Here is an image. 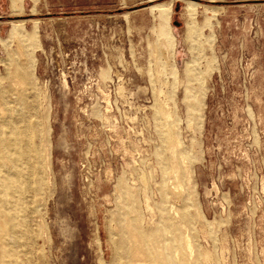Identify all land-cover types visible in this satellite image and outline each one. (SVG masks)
<instances>
[{
    "label": "rangeland",
    "instance_id": "rangeland-1",
    "mask_svg": "<svg viewBox=\"0 0 264 264\" xmlns=\"http://www.w3.org/2000/svg\"><path fill=\"white\" fill-rule=\"evenodd\" d=\"M10 2L0 264H264V0Z\"/></svg>",
    "mask_w": 264,
    "mask_h": 264
},
{
    "label": "bare ground",
    "instance_id": "bare-ground-1",
    "mask_svg": "<svg viewBox=\"0 0 264 264\" xmlns=\"http://www.w3.org/2000/svg\"><path fill=\"white\" fill-rule=\"evenodd\" d=\"M17 1H20V0H11V4L14 6V4L17 2ZM195 2V1H194ZM17 4V3H16ZM187 5V4H186ZM18 6V5H17ZM188 8H189V10H190V12H194V10H195V4L194 3H191V2H189L188 3ZM15 12H16V10H14ZM19 11H20V9H19ZM19 11H17V12H19ZM17 14V13H16ZM191 14V13H190ZM14 26V25H13ZM14 28H15V26H14ZM13 34V33H12ZM16 127V126H15ZM27 136V135H26ZM27 139V138H26ZM18 142V141H17ZM24 144H25V142H24ZM27 144V143H26ZM25 144V145H26ZM29 147V146H28ZM28 147L26 148V149H28ZM27 157V156H26ZM29 159V158H28ZM22 192V191H21ZM0 193H2V197L0 198V203L1 204H6L7 202L6 201H8V202H12L11 200H9L7 197H8V192H7V190H6V188H5V186L2 184V182L0 181Z\"/></svg>",
    "mask_w": 264,
    "mask_h": 264
}]
</instances>
